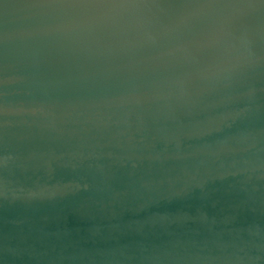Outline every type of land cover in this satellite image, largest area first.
<instances>
[{
    "label": "water",
    "instance_id": "obj_1",
    "mask_svg": "<svg viewBox=\"0 0 264 264\" xmlns=\"http://www.w3.org/2000/svg\"><path fill=\"white\" fill-rule=\"evenodd\" d=\"M0 264H264V0H0Z\"/></svg>",
    "mask_w": 264,
    "mask_h": 264
}]
</instances>
